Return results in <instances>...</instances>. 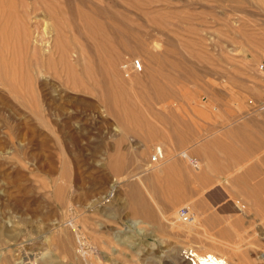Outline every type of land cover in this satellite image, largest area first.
I'll return each mask as SVG.
<instances>
[{"label":"rangeland","instance_id":"rangeland-1","mask_svg":"<svg viewBox=\"0 0 264 264\" xmlns=\"http://www.w3.org/2000/svg\"><path fill=\"white\" fill-rule=\"evenodd\" d=\"M263 55L264 0H0V253L264 264V218L216 216L189 148L217 118L264 120Z\"/></svg>","mask_w":264,"mask_h":264},{"label":"crops","instance_id":"crops-1","mask_svg":"<svg viewBox=\"0 0 264 264\" xmlns=\"http://www.w3.org/2000/svg\"><path fill=\"white\" fill-rule=\"evenodd\" d=\"M242 118H217L214 128L190 133L189 148L205 151L203 184L216 216L264 218V120Z\"/></svg>","mask_w":264,"mask_h":264},{"label":"bare ground","instance_id":"bare-ground-1","mask_svg":"<svg viewBox=\"0 0 264 264\" xmlns=\"http://www.w3.org/2000/svg\"><path fill=\"white\" fill-rule=\"evenodd\" d=\"M2 83V82H1ZM4 85V84H3ZM2 85V86H3ZM158 152L157 153H160V156H161V160H162V151L160 148H158L157 150ZM156 160V156H154L153 158V161ZM159 160V162L161 161ZM156 162H154L155 164ZM153 164V165H154ZM157 164V163H156ZM175 166H171L169 165L168 167L166 168H157V171H155V173L151 172L150 174H153V175H161L164 173V170L166 169H169L171 170V168H174ZM154 171V170H153ZM191 174V173H189ZM152 176V175H150ZM193 176V175H192ZM191 177V175H190ZM133 195V194H132ZM135 195V194H134ZM138 195H141V194H138ZM143 211H148L150 210V208L148 207H142ZM134 212H136V210H134ZM219 244V243H217ZM221 247L223 245V243H220ZM222 249V248H221ZM221 249L219 248L218 250L216 251H189L187 253V256L185 258V260H188L189 261V258L191 259L190 260V264H231V257L233 256V253L228 251L226 252V256L223 255L221 253ZM77 251V250H76ZM75 251V252H76ZM78 254V256H83V252L82 251H77L76 252ZM10 256L7 252H2L0 253V262L1 264H11L10 263ZM168 262V261H167ZM22 264H28L27 262H22ZM179 264H189L188 262L186 261H180Z\"/></svg>","mask_w":264,"mask_h":264},{"label":"built area","instance_id":"built-area-1","mask_svg":"<svg viewBox=\"0 0 264 264\" xmlns=\"http://www.w3.org/2000/svg\"><path fill=\"white\" fill-rule=\"evenodd\" d=\"M129 66L130 68L134 71V72H140L142 71V63L139 59H131L129 61ZM259 69L261 71H264V55L262 56L261 58V61H260V64H259ZM260 111L262 112L263 116H264V105H260L259 106ZM154 157V156H153ZM152 157V158H153ZM189 164L193 167H198V161H196L195 159H189ZM177 214L179 217H182V218H188V211H187V208L186 207H180L178 210H177Z\"/></svg>","mask_w":264,"mask_h":264}]
</instances>
